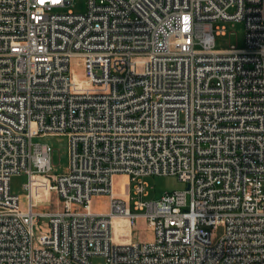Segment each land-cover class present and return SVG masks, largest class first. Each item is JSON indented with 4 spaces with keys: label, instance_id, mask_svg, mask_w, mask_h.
<instances>
[{
    "label": "built area",
    "instance_id": "built-area-1",
    "mask_svg": "<svg viewBox=\"0 0 264 264\" xmlns=\"http://www.w3.org/2000/svg\"><path fill=\"white\" fill-rule=\"evenodd\" d=\"M70 1L0 0V264H264V0ZM220 19L245 22L243 47H216ZM44 134L68 135L67 172ZM118 173L188 186L136 199Z\"/></svg>",
    "mask_w": 264,
    "mask_h": 264
},
{
    "label": "rangeland",
    "instance_id": "rangeland-1",
    "mask_svg": "<svg viewBox=\"0 0 264 264\" xmlns=\"http://www.w3.org/2000/svg\"><path fill=\"white\" fill-rule=\"evenodd\" d=\"M87 10V0H71L65 6L58 9V11L67 12H85ZM214 28L216 32V47L219 49L227 48L231 44H236L243 47L245 43V22L242 20H227L220 19L214 21ZM71 71L83 75L85 66L79 62L77 57H73L70 63ZM34 142L51 145L54 150L52 153L53 165L50 170L51 173H65L69 169L70 164V141L66 134H44L33 137ZM27 182V175L25 173L15 174L12 177V190L22 196L24 203L25 189L24 184ZM43 183V182H42ZM115 190L117 192H124L126 186L129 184L133 191L138 184L144 186V191L140 195H135L136 199H158L168 191L177 189H186L188 183L178 175L174 174H149L139 177L136 180L131 179L130 176L123 173H118L114 176ZM46 202V203H43ZM109 198L106 194L93 196V207L96 210H104L108 207ZM36 208L39 210L56 209L62 206L54 193L42 191L37 198H35ZM50 203V204H49ZM117 224L121 226V222L117 220ZM39 226L42 229L49 230L48 217L45 215L39 218ZM39 231L38 228H36ZM119 228L116 227L118 231ZM221 231L219 229L218 233ZM133 238L139 241H149L154 238L153 228L148 224L144 218H139L132 230ZM93 264H106L105 257L100 254L91 256Z\"/></svg>",
    "mask_w": 264,
    "mask_h": 264
},
{
    "label": "bare ground",
    "instance_id": "bare-ground-1",
    "mask_svg": "<svg viewBox=\"0 0 264 264\" xmlns=\"http://www.w3.org/2000/svg\"><path fill=\"white\" fill-rule=\"evenodd\" d=\"M117 220H119L121 223L123 222V220H121V219H117ZM116 227H117V228H120V225L117 224V221H116Z\"/></svg>",
    "mask_w": 264,
    "mask_h": 264
}]
</instances>
